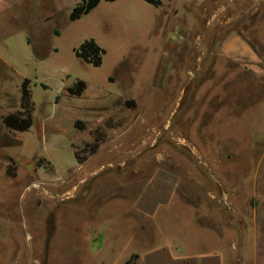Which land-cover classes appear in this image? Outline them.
I'll return each instance as SVG.
<instances>
[{
	"label": "rangeland",
	"instance_id": "rangeland-1",
	"mask_svg": "<svg viewBox=\"0 0 264 264\" xmlns=\"http://www.w3.org/2000/svg\"><path fill=\"white\" fill-rule=\"evenodd\" d=\"M14 1L0 23V264H131L175 235L264 264V0L101 1L75 21L86 0ZM90 40L101 66L77 56ZM26 79L33 125L12 132ZM160 171L179 178L176 199L147 220L136 204Z\"/></svg>",
	"mask_w": 264,
	"mask_h": 264
},
{
	"label": "crops",
	"instance_id": "crops-1",
	"mask_svg": "<svg viewBox=\"0 0 264 264\" xmlns=\"http://www.w3.org/2000/svg\"><path fill=\"white\" fill-rule=\"evenodd\" d=\"M155 1L160 2V5L155 8L162 13L169 0ZM14 6V0H0V23L3 22L5 25V22H8L9 13ZM5 128L12 130L6 126ZM0 165V172H5L9 167L6 161H2ZM178 186L179 178L177 176L162 171L157 172L147 190L137 201L136 209L144 219L156 221L160 213L168 214L170 212L172 208L170 203L176 199ZM134 255L138 258L131 264L138 262L139 264H227L228 260L220 246H212L208 242H195L179 235L159 238L153 248L142 255L139 253Z\"/></svg>",
	"mask_w": 264,
	"mask_h": 264
},
{
	"label": "trees",
	"instance_id": "trees-1",
	"mask_svg": "<svg viewBox=\"0 0 264 264\" xmlns=\"http://www.w3.org/2000/svg\"><path fill=\"white\" fill-rule=\"evenodd\" d=\"M101 1L104 2H115L117 0H86L81 4H78L71 16L70 20L75 21L77 19H81L83 16L90 14ZM146 3L158 6L160 5L159 1L155 0H145ZM79 59L83 60L85 63L92 64L94 66H101L103 62V56L105 51L99 47L94 40L86 41L80 48V50L76 51ZM30 80L26 79L22 84L21 93V111L17 114H10L4 119L5 126L12 131L15 132H25L29 130V128L33 125V110H34V102L32 101L31 91L29 89ZM85 91V83L77 82L74 87L69 89V92L72 95L81 96ZM80 123L77 124V126ZM99 140H97L91 147L89 153L94 154L97 149L100 148ZM8 173H11L8 171Z\"/></svg>",
	"mask_w": 264,
	"mask_h": 264
}]
</instances>
